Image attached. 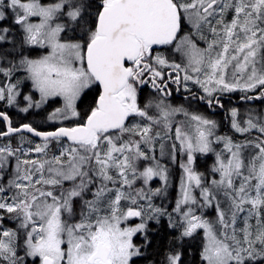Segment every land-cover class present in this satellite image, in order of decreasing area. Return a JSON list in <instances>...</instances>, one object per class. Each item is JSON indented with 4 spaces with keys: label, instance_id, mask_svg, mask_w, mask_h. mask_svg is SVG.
Segmentation results:
<instances>
[{
    "label": "snow or ice",
    "instance_id": "snow-or-ice-1",
    "mask_svg": "<svg viewBox=\"0 0 264 264\" xmlns=\"http://www.w3.org/2000/svg\"><path fill=\"white\" fill-rule=\"evenodd\" d=\"M0 125V264H264V0H0Z\"/></svg>",
    "mask_w": 264,
    "mask_h": 264
},
{
    "label": "rangeland",
    "instance_id": "rangeland-1",
    "mask_svg": "<svg viewBox=\"0 0 264 264\" xmlns=\"http://www.w3.org/2000/svg\"><path fill=\"white\" fill-rule=\"evenodd\" d=\"M233 95L235 96V95H238V94H233ZM236 102H237L238 106L241 108V111H243L244 108H246L248 106L244 102L237 101V100H232V104H234ZM259 103H260L259 101L255 102V104H257V105H259ZM185 106H187V105H185ZM192 110H194V108ZM217 114L222 119L220 121L221 125L222 126L224 125V127L221 126V128H220V132L223 134V133H225V131H226L225 129L226 128L229 129L228 122H227V120L225 121L224 117L222 116L223 115L222 112L221 113H217ZM31 116L33 117V119L36 120V122H38V126H41L42 128H45V129L50 128V125H48L46 123H43V118L42 119L40 118V114L37 115V116L36 115H31ZM14 117H15L16 120H18V122H16L18 124V123L22 122L26 116H25V114H22V113H20V114H16L15 113ZM176 168L179 169L178 166H176V165H170V187L168 189L167 198H165L163 200V203L166 204L168 207L172 206V203L174 202V199L178 195L179 183H180V178H181V172H180V169L177 172ZM157 186H159V185L157 184ZM173 192H174V195H172ZM161 202H162L161 199L157 198L156 203H161Z\"/></svg>",
    "mask_w": 264,
    "mask_h": 264
},
{
    "label": "trees",
    "instance_id": "trees-1",
    "mask_svg": "<svg viewBox=\"0 0 264 264\" xmlns=\"http://www.w3.org/2000/svg\"><path fill=\"white\" fill-rule=\"evenodd\" d=\"M25 90H28V89H25ZM233 100H235V99H233ZM253 103H255V102H253ZM175 104H181V103L176 101ZM37 115H39V114H37ZM14 116H15V113L13 115V119L15 120V122H18V120H16ZM40 118L41 119L43 118V114L42 113L40 114ZM211 118L212 119H216L218 122H220L222 120L220 116L211 115ZM28 121H32L34 123L36 122V120L33 119L32 116H27L23 120V122H28ZM35 124L38 125V122H36ZM0 127H2V125H0ZM222 127H224V125ZM225 130H226L225 133H230V129L226 128ZM211 163H212V157H202V158H200V160H199V170L200 171H205L207 168H209L211 166ZM176 171L178 172L179 169L176 168ZM172 195H174V192L172 193ZM193 255H195V250L194 249H189V256L192 257Z\"/></svg>",
    "mask_w": 264,
    "mask_h": 264
},
{
    "label": "flooded vegetation",
    "instance_id": "flooded-vegetation-1",
    "mask_svg": "<svg viewBox=\"0 0 264 264\" xmlns=\"http://www.w3.org/2000/svg\"><path fill=\"white\" fill-rule=\"evenodd\" d=\"M176 101H178V102H180V103H183V104H187V101H184L183 100V97L182 96H180V95H176L174 98H173V102L175 103ZM235 105H238L237 104V102L236 103H234ZM193 108H194V110H195V105L193 106ZM201 110L203 111L204 109H203V106H201ZM223 113V117H224V112H223V110H217L216 112H211V111H206L205 112V114L206 115H209V116H211V115H214V116H218V114L217 113ZM225 121H226V119H225Z\"/></svg>",
    "mask_w": 264,
    "mask_h": 264
}]
</instances>
